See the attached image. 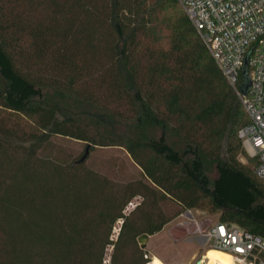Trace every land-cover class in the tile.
Instances as JSON below:
<instances>
[{
  "label": "trees",
  "instance_id": "trees-1",
  "mask_svg": "<svg viewBox=\"0 0 264 264\" xmlns=\"http://www.w3.org/2000/svg\"><path fill=\"white\" fill-rule=\"evenodd\" d=\"M249 121L179 0H0V264H105L109 246V264H148L139 238L193 209L264 237ZM55 137L86 159L123 148L140 176Z\"/></svg>",
  "mask_w": 264,
  "mask_h": 264
},
{
  "label": "built area",
  "instance_id": "built-area-1",
  "mask_svg": "<svg viewBox=\"0 0 264 264\" xmlns=\"http://www.w3.org/2000/svg\"><path fill=\"white\" fill-rule=\"evenodd\" d=\"M179 2L250 117L240 131L246 151L241 160L258 159L256 173L264 177V0ZM245 67L250 79L247 93L241 89ZM189 216L196 222L194 232L204 233L213 248L228 252L231 264H264L263 236L221 221L204 228L190 212Z\"/></svg>",
  "mask_w": 264,
  "mask_h": 264
},
{
  "label": "rangeland",
  "instance_id": "rangeland-1",
  "mask_svg": "<svg viewBox=\"0 0 264 264\" xmlns=\"http://www.w3.org/2000/svg\"><path fill=\"white\" fill-rule=\"evenodd\" d=\"M155 23L159 25L160 29H163L164 34L168 32L165 18H158ZM54 143L61 147L68 159H76L84 155L88 145L85 142L64 137H55ZM85 167L106 174L117 182L128 181L140 176L138 167L130 155L125 149L119 147H94L90 149ZM141 199L140 196L135 197L125 211L128 213ZM189 212L195 217L194 220L202 224L204 228L210 223L218 222V215L208 213L205 210L184 211L169 222L162 231L150 235L145 241L144 248L147 250L151 264H198V261L202 260L209 249L213 248L208 243L204 233L194 232L196 222L193 219L190 220ZM122 222L123 220L120 219L115 224L111 234L112 239L117 238ZM143 242L144 239L140 243ZM112 250L113 247L109 246L104 260L105 264H109ZM204 264L210 263L207 261Z\"/></svg>",
  "mask_w": 264,
  "mask_h": 264
},
{
  "label": "bare ground",
  "instance_id": "bare-ground-1",
  "mask_svg": "<svg viewBox=\"0 0 264 264\" xmlns=\"http://www.w3.org/2000/svg\"><path fill=\"white\" fill-rule=\"evenodd\" d=\"M231 255L223 250L212 248L209 252L203 256L202 260H199V264H204L209 261L210 264H231Z\"/></svg>",
  "mask_w": 264,
  "mask_h": 264
},
{
  "label": "water",
  "instance_id": "water-1",
  "mask_svg": "<svg viewBox=\"0 0 264 264\" xmlns=\"http://www.w3.org/2000/svg\"><path fill=\"white\" fill-rule=\"evenodd\" d=\"M244 75H245V80L241 85V89L244 93H247L249 86H250V79H249L248 74H247V67H245V69H244ZM88 149H89V147H87L86 153L84 154V156H82L81 161H84L86 159V157L88 155ZM148 237H149L148 235H143L139 238L140 242L144 239V242L141 243L142 247H145V245H146L145 241L148 239ZM199 263H200V261H198V264Z\"/></svg>",
  "mask_w": 264,
  "mask_h": 264
}]
</instances>
